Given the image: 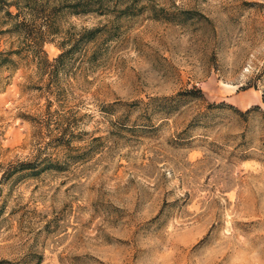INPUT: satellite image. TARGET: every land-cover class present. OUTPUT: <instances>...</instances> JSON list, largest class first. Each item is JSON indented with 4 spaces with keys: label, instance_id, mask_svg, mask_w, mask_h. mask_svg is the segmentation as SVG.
I'll return each mask as SVG.
<instances>
[{
    "label": "rangeland",
    "instance_id": "1",
    "mask_svg": "<svg viewBox=\"0 0 264 264\" xmlns=\"http://www.w3.org/2000/svg\"><path fill=\"white\" fill-rule=\"evenodd\" d=\"M76 1L0 66V264H264V0Z\"/></svg>",
    "mask_w": 264,
    "mask_h": 264
},
{
    "label": "trees",
    "instance_id": "2",
    "mask_svg": "<svg viewBox=\"0 0 264 264\" xmlns=\"http://www.w3.org/2000/svg\"><path fill=\"white\" fill-rule=\"evenodd\" d=\"M117 0H78L72 2L71 7L73 11L90 12L96 7H104L107 2H116ZM16 6L19 11L14 13L10 7ZM37 3L35 0H25V5L22 6L17 0L10 2L9 0H0V13L5 12L4 16L0 15V35L10 32H16L19 37H23L17 46H13L9 50H1L0 48V66H10L14 62L12 55L21 54L23 49H26L29 53L34 54L35 57H39L44 54L45 61L49 62L47 53L44 49V45L48 41V38L42 33L34 34V27H37V20L34 14ZM81 7V8H79ZM95 7V8H94ZM22 9H27L25 17L20 19V12ZM42 30V25L39 26ZM65 52L57 58L61 60L64 57ZM3 178H6L4 175Z\"/></svg>",
    "mask_w": 264,
    "mask_h": 264
}]
</instances>
